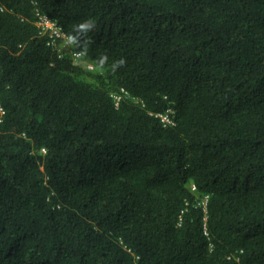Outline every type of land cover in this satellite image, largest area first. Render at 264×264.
Listing matches in <instances>:
<instances>
[{
    "label": "trees",
    "instance_id": "1",
    "mask_svg": "<svg viewBox=\"0 0 264 264\" xmlns=\"http://www.w3.org/2000/svg\"><path fill=\"white\" fill-rule=\"evenodd\" d=\"M0 101V264H264V0H0Z\"/></svg>",
    "mask_w": 264,
    "mask_h": 264
},
{
    "label": "clouds",
    "instance_id": "2",
    "mask_svg": "<svg viewBox=\"0 0 264 264\" xmlns=\"http://www.w3.org/2000/svg\"><path fill=\"white\" fill-rule=\"evenodd\" d=\"M96 26V21L92 18H89L87 20H84L83 22H80L76 25H73V32L67 35L66 38V45H71L78 47L81 45V38H83V42L86 45L88 41V33L92 31L93 28ZM97 67L101 70L105 68H110L113 70L116 69L119 66H123L126 61L124 58H120L113 62L112 65H108V57L107 55H101L97 60ZM75 64V61H74Z\"/></svg>",
    "mask_w": 264,
    "mask_h": 264
},
{
    "label": "built area",
    "instance_id": "3",
    "mask_svg": "<svg viewBox=\"0 0 264 264\" xmlns=\"http://www.w3.org/2000/svg\"><path fill=\"white\" fill-rule=\"evenodd\" d=\"M39 23L42 25L43 29L45 31L51 30V37H52V42H58L62 38H66V34L64 33L63 29L54 21L52 20L49 16L45 14H40L39 17ZM74 57L76 59H80L82 57V52H74L73 53ZM90 67H94L92 64H90ZM117 100L121 99V96L116 95ZM5 113V110L1 104L0 101V118L2 115ZM162 119L167 122V123H173L172 118L169 116V114L162 115Z\"/></svg>",
    "mask_w": 264,
    "mask_h": 264
},
{
    "label": "rangeland",
    "instance_id": "4",
    "mask_svg": "<svg viewBox=\"0 0 264 264\" xmlns=\"http://www.w3.org/2000/svg\"><path fill=\"white\" fill-rule=\"evenodd\" d=\"M61 45L66 48V47H69V45H66L65 41H66V38H62L61 40H59ZM77 61L79 62V64H84V60H81L80 59H77ZM89 68H94V67H90V64L88 65Z\"/></svg>",
    "mask_w": 264,
    "mask_h": 264
}]
</instances>
